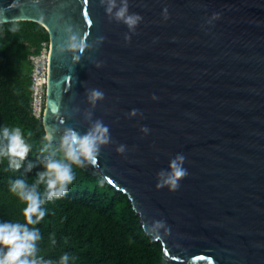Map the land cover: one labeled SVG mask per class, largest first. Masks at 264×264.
Masks as SVG:
<instances>
[{
    "label": "water",
    "instance_id": "water-1",
    "mask_svg": "<svg viewBox=\"0 0 264 264\" xmlns=\"http://www.w3.org/2000/svg\"><path fill=\"white\" fill-rule=\"evenodd\" d=\"M128 3L143 18L134 33L99 0H0V19L48 32L45 136L57 143L65 127L86 131L85 89L102 90L92 119L114 143L80 167L124 192L142 227L166 221L158 264H264V0ZM69 24L94 45L75 64L57 51ZM132 109L142 115L129 117ZM177 153L188 175L176 191L157 189L156 172Z\"/></svg>",
    "mask_w": 264,
    "mask_h": 264
},
{
    "label": "trees",
    "instance_id": "trees-1",
    "mask_svg": "<svg viewBox=\"0 0 264 264\" xmlns=\"http://www.w3.org/2000/svg\"><path fill=\"white\" fill-rule=\"evenodd\" d=\"M18 22L20 30L16 33L8 30L11 23L0 24V129L21 128L31 145L24 166L30 161L35 167L28 173L24 166L13 170L8 167L7 158H0V222L26 223V205L10 192L9 186L21 178L31 184L36 172L44 170L40 161L47 153H41L40 148L48 141L42 111L39 117L33 114L29 55L48 49L49 36L37 22ZM29 131L31 137L27 135ZM72 169L75 179L68 186L67 195L46 201L45 217L29 226L38 228L42 237L37 255L54 264H59L65 253L70 257L68 264H158L162 245L144 231L127 195L80 166L73 164ZM44 188L40 185L38 190L43 193Z\"/></svg>",
    "mask_w": 264,
    "mask_h": 264
},
{
    "label": "clouds",
    "instance_id": "clouds-1",
    "mask_svg": "<svg viewBox=\"0 0 264 264\" xmlns=\"http://www.w3.org/2000/svg\"><path fill=\"white\" fill-rule=\"evenodd\" d=\"M99 4L104 7L109 20L117 23H123L128 28L129 33H134L138 24L142 21V16L135 12H129L128 0H99ZM167 19V8L164 9ZM219 13H213L212 19H218ZM211 22V21H209ZM11 23L8 29L12 33L20 30L19 22L16 18L9 21L7 18L0 19V24ZM87 33L83 36L74 27L69 24L63 29L61 43L57 46L60 54L71 52L74 64L81 60L86 49L93 48V44L87 42ZM106 38L98 36L95 44L98 46ZM124 39L130 41L131 37L125 33ZM102 62H98L96 67H101ZM84 83V82H82ZM105 93L98 88L85 89V99L89 107L83 110V118L88 122V127L83 133L73 127H65L57 144L53 147L52 141L45 137L47 143L40 148L41 153H47L40 161L43 171H37L35 180L29 184L25 178L16 179L10 182L9 190L16 195L26 206L23 209V216L26 223L4 221L0 222V264H54L51 260H45L38 256V242L42 239L40 230L30 225L38 224L46 215V209L43 207L46 201L60 199L67 195L68 186L73 183L75 174L72 165L94 166L100 155L101 148L110 143L111 139L109 127L101 119H92V109L95 108L98 101L103 100ZM155 99V97H152ZM81 110L75 107L71 113H77ZM129 117L142 115L137 109L130 110ZM147 126H141L140 132L147 134ZM29 137L32 132L27 133ZM31 151V145L26 142L24 134L20 127L4 126L0 129V158H7L8 167L13 170H20L25 165L28 154ZM116 152L123 154L126 151L124 144H119ZM186 157L177 153L172 157L167 165V169L161 168L156 172L157 189L167 188L169 191H176L180 187V181L187 175V169L183 166ZM34 163L27 162L24 166V172H31ZM103 180L101 184H103ZM44 185V191L41 193L38 188ZM145 231L153 237L154 240L161 239V230L170 232L165 220H153L150 224L145 222L143 225ZM55 243V241H52ZM69 255L65 253L61 256L59 264H68Z\"/></svg>",
    "mask_w": 264,
    "mask_h": 264
},
{
    "label": "built area",
    "instance_id": "built-area-1",
    "mask_svg": "<svg viewBox=\"0 0 264 264\" xmlns=\"http://www.w3.org/2000/svg\"><path fill=\"white\" fill-rule=\"evenodd\" d=\"M42 50L48 49L44 48ZM42 53V51H41ZM40 54L38 55H29V59L32 62V109L33 114L36 117H39L43 106H44V97H45V83H46V75H47V64H48V56L46 54L45 59L43 61H39L36 63L35 59L40 58Z\"/></svg>",
    "mask_w": 264,
    "mask_h": 264
},
{
    "label": "rangeland",
    "instance_id": "rangeland-1",
    "mask_svg": "<svg viewBox=\"0 0 264 264\" xmlns=\"http://www.w3.org/2000/svg\"><path fill=\"white\" fill-rule=\"evenodd\" d=\"M48 56V52L46 50H42V53L40 55V58H36L35 61L38 64L39 61H43L45 59V56Z\"/></svg>",
    "mask_w": 264,
    "mask_h": 264
},
{
    "label": "snow or ice",
    "instance_id": "snow-or-ice-1",
    "mask_svg": "<svg viewBox=\"0 0 264 264\" xmlns=\"http://www.w3.org/2000/svg\"><path fill=\"white\" fill-rule=\"evenodd\" d=\"M88 2V0H85V3H87Z\"/></svg>",
    "mask_w": 264,
    "mask_h": 264
}]
</instances>
